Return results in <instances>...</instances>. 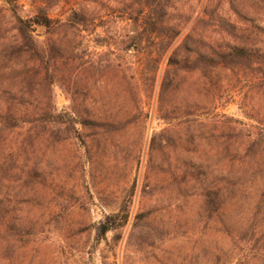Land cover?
I'll return each instance as SVG.
<instances>
[{"label": "rangeland", "instance_id": "obj_1", "mask_svg": "<svg viewBox=\"0 0 264 264\" xmlns=\"http://www.w3.org/2000/svg\"><path fill=\"white\" fill-rule=\"evenodd\" d=\"M177 4L192 15L158 62L134 1L0 0V108L19 109L0 114V264H264V63L213 71L214 93L181 77L166 102L186 98L188 117L163 119L159 103L168 55L200 18L204 35L230 21L264 39V0ZM39 9L52 28L34 32L32 57L16 18ZM225 172L242 188L222 213Z\"/></svg>", "mask_w": 264, "mask_h": 264}, {"label": "trees", "instance_id": "obj_2", "mask_svg": "<svg viewBox=\"0 0 264 264\" xmlns=\"http://www.w3.org/2000/svg\"><path fill=\"white\" fill-rule=\"evenodd\" d=\"M127 1H134V3L139 5V12L143 16L144 30L150 34H156L160 46L157 57V61L159 62L174 40L182 34L192 14L190 13L186 19H181L179 14H181L183 6L177 4L178 0ZM203 22H205L204 17L198 20L189 33L186 34L182 41L177 44L168 55L166 60L167 69L162 81L159 98L163 119H167V116L170 114L174 115L173 118H177L176 116H179L180 113H182V117L180 116L178 118L188 117L194 114L193 109L186 105V98L182 99L179 104H173L170 107H168L166 102L167 98H169V94L174 92L177 84H179L178 82L180 81L178 80H182L181 77L184 75L198 73V76L204 79L205 82L201 81V88L206 90V92L214 93L219 90V82L213 79V71L215 74L216 70L233 68L244 62L250 63L254 61L257 63H264V39L251 34L236 37L225 31L226 27H228L233 30L240 29L242 33H244L250 29V27L244 28L236 22L227 21L220 26V32L210 31L208 35H204L200 30V26ZM248 22H251V20H248ZM251 27L257 29L255 25H251ZM38 28H43L45 30H50L52 28V22L44 9H39L36 14L27 18H16V43L22 52L32 57L40 55L34 40V32H36ZM201 61L205 64L204 68L197 67ZM207 77L209 78V82L206 81ZM66 109H69V107L62 108V111H66ZM17 111H19L17 107L7 106L5 108H0V114L5 112L7 115L11 116H15ZM61 114L65 115V113H60L53 121L56 123H64L66 119L65 117H60ZM78 123L80 125L85 124L82 121H78ZM230 142L229 139L223 140V143L226 144L225 149L227 151H229V148L234 144V142H232V144ZM229 154L230 153L224 155V157H229ZM229 175V172H225L223 175L224 177H222L217 184V188H215L219 196V204L222 213H226L230 208L235 206L233 199L241 190V185ZM118 216H121L122 223L125 224L129 216L128 211H122L116 214V216H108L106 221L99 225L98 230L101 236H104L105 233L114 228V219ZM11 222L12 219L11 216H9L7 204L0 201V225L6 230L7 225L11 224ZM229 222V220L223 221V229L231 235L232 233L229 229L233 226V223ZM15 223L17 224L18 222L15 221ZM262 252H264V249H262ZM258 253L260 252L258 251ZM260 254L262 255L257 259H264V253Z\"/></svg>", "mask_w": 264, "mask_h": 264}]
</instances>
